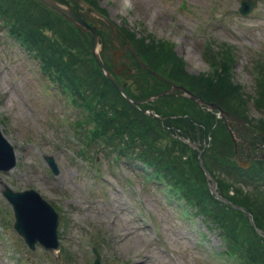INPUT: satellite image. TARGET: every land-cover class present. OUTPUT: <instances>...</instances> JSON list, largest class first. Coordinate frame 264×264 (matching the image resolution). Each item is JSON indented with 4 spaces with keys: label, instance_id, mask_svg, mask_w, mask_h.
<instances>
[{
    "label": "rangeland",
    "instance_id": "obj_1",
    "mask_svg": "<svg viewBox=\"0 0 264 264\" xmlns=\"http://www.w3.org/2000/svg\"><path fill=\"white\" fill-rule=\"evenodd\" d=\"M95 4L119 27L131 29L137 36L151 33L171 45L176 64L162 65L158 72L165 76L181 73L184 82L194 88L202 87V80L208 86L220 76L218 65L212 78L211 61L217 62L213 53L205 54L206 47L218 50L222 44L231 46L233 64L228 76L246 98L244 117L264 120V105L253 99L254 95L262 97L257 87L264 85V79L256 78L257 73L264 74V0L247 16L239 14V0H95ZM104 39L110 43L104 50L109 67L113 66L114 52L117 68L137 69V74L130 75L144 85L149 82L151 77L139 72L130 54L114 45L110 30ZM53 80L39 59L0 25L1 123L18 157L17 166L8 173L0 172V179L18 190L35 188L61 208L67 223L61 242L72 253L64 262L40 245L30 250L13 229V211L0 185V264H94V246L101 254V264H236L232 258L217 254L225 248L219 227L211 226L194 209L170 196L165 184L149 180L142 167L124 157L113 159V152L104 147L100 150L99 142L88 147L82 135L81 144L87 145L88 156L77 152L79 142L69 139V117L63 115L72 114L75 106ZM76 105L73 121L84 109ZM189 107L196 127L210 123L203 120L212 114ZM223 126L215 121L211 134L218 133V154L231 155L233 142ZM260 151L264 152V147ZM44 155L55 159L57 175Z\"/></svg>",
    "mask_w": 264,
    "mask_h": 264
},
{
    "label": "trees",
    "instance_id": "obj_2",
    "mask_svg": "<svg viewBox=\"0 0 264 264\" xmlns=\"http://www.w3.org/2000/svg\"><path fill=\"white\" fill-rule=\"evenodd\" d=\"M37 6L38 3L35 0H0V7L4 11L8 10V15L12 20L15 19L16 25H19L20 22L31 21L32 24L34 22L40 40V26L46 20L48 22L54 21L52 14L43 6L46 14L35 15L30 12V9ZM66 25V29L70 31L72 36L70 49L63 48L56 40L51 38L47 39L51 47L46 45V48L49 50L48 55L51 61L54 57L61 60L65 56L67 57V59L65 57L66 61L61 63L63 66L62 73L71 84L76 86L78 91L84 92L89 107L94 110L92 116L96 122L99 120V130L96 131L95 135L105 138L109 144L118 143L121 153L128 160H133V157L142 159L147 166L152 168L150 172L152 178L165 183L179 198L184 199L187 206L194 207L199 214L204 215L219 226L227 240L228 252L236 257L235 260L238 264H264V239L250 224L247 214L220 202L210 193L204 171L199 164L197 152L189 155L188 145L171 136L166 129V126L172 125L171 131L175 133L179 131V128L187 132L194 131L196 128L201 130L196 127L195 119L189 118L191 113L189 106L193 105L199 111L201 108L192 99L167 95L143 106L153 108L164 116V120L142 113L141 110L119 95L101 71L92 66L89 58L85 59L87 63L85 69L79 66V63L84 61L80 56V48H86V43L83 42L87 41L73 27ZM135 35L133 32L128 33L135 49L144 60L146 59L145 62L152 69L156 68L158 70V67L162 65L166 67L175 66L176 56L172 54L173 50L163 45L164 43H157L152 39L150 46H156L157 50L154 52L155 55L150 58L147 55L150 51L143 44L146 36L143 35L141 38ZM77 38L82 43L81 47ZM228 50V47L227 50H223L221 56L223 69L217 83L212 81L206 87H195V89L192 88L191 83H187V86L193 91H197L196 93L202 97L216 101L225 109L246 119L244 117V102L246 100L237 90L236 87L239 86L235 85V87L228 76L230 65L226 64L232 62L230 57L224 55ZM82 52L84 51L82 50ZM146 55L147 58H145ZM169 76L170 80L174 82L183 83L185 81L181 73L174 74L171 72ZM214 76V73H212V78ZM163 84L161 79L156 78L153 85L145 87V96L162 90L161 86ZM209 88L213 89L212 92L208 91ZM258 91L262 94L261 100L264 105V85ZM95 99L98 100L96 105L93 103ZM158 101L160 102L156 103ZM167 105H170L169 109H166ZM185 112L188 114V122L183 127L181 121L187 118V116H184ZM210 114L213 115L211 118L203 120L210 122L206 125V133L214 130L213 124L217 121L215 113ZM248 121L252 122L251 119ZM263 121L255 123L260 135H257L256 132H254L255 135L251 133L253 145H257L256 140L262 139L264 141ZM225 128L224 125L223 129ZM224 131L227 132V130ZM226 134L229 135V133ZM163 138L167 140L165 144L161 142ZM217 140L218 133L213 131L211 142L215 144L213 143V146L204 149L203 159L206 166L216 177L220 193L233 202L247 207L252 213L257 226L264 229V188L255 178V175L264 177L263 165L254 162L252 167L255 173L253 176L251 173L246 176L242 173L243 169L238 168L235 161L229 159L233 157V154L224 156L218 154ZM261 143L259 142V145ZM221 161L223 162L218 164ZM246 179L254 182L251 184Z\"/></svg>",
    "mask_w": 264,
    "mask_h": 264
},
{
    "label": "water",
    "instance_id": "obj_3",
    "mask_svg": "<svg viewBox=\"0 0 264 264\" xmlns=\"http://www.w3.org/2000/svg\"><path fill=\"white\" fill-rule=\"evenodd\" d=\"M50 7L54 8L55 10L59 11L63 14L67 19L73 21V23L82 29L91 30L94 34L95 38V47L93 48V52L100 63L101 67L104 69L106 75L113 81V83L118 87V89L125 94L128 99L134 101L123 89V87L115 80L112 73L106 68L103 60L101 58V45L97 48L98 42V35L95 32V29L90 27L84 20V18L76 13L70 6L67 4L62 3L60 0H41ZM84 6L87 4L82 0H77ZM257 3V0H242L241 11L243 13L249 12ZM103 19L111 24L114 28V25L109 21L105 16L98 14ZM134 54L137 56L136 52L133 51ZM138 57V56H137ZM141 61V59L138 57ZM175 90H181L183 95L189 96L193 98L198 104L206 105L211 110H217L219 115L225 119V123H227L228 130L232 135V139L235 142V148H238L239 139L235 135V131L229 125L231 123L230 120L226 118L227 115H232L228 111L224 110L221 106L216 105L214 102H207L203 98L199 97L195 93L191 92L190 90L184 88L183 86H173L172 88L161 92L160 94L164 93H174ZM154 95L149 99H154L158 95ZM148 99V100H149ZM233 116V115H232ZM198 147V143L195 144ZM201 153V151H200ZM48 160L53 167L55 172H58V168L56 163L52 157H48ZM16 163V156L13 146L7 141V139L3 136L0 130V169H9L14 166ZM202 166L204 167L208 178H211L212 182L210 184L212 192L216 193L217 196L229 202L227 199L223 198L217 193L216 190V181L212 177L211 173L207 170L204 166L203 162L201 161ZM4 195L10 200L13 204L15 209L16 215V222L15 228L22 235L28 245L32 248L36 247V243L40 242L43 244L47 249H50L53 253H56L59 249V241H58V212L55 208L46 200L44 199L36 190L30 189L26 191H14L11 187L5 184V189L3 190ZM231 203V202H230ZM232 204V203H231ZM236 207H239L233 204ZM263 235L264 232L260 231ZM97 264H99V257L97 259Z\"/></svg>",
    "mask_w": 264,
    "mask_h": 264
},
{
    "label": "flooded vegetation",
    "instance_id": "obj_4",
    "mask_svg": "<svg viewBox=\"0 0 264 264\" xmlns=\"http://www.w3.org/2000/svg\"><path fill=\"white\" fill-rule=\"evenodd\" d=\"M246 150H251L250 148H245ZM249 154L248 152H245L244 155Z\"/></svg>",
    "mask_w": 264,
    "mask_h": 264
}]
</instances>
